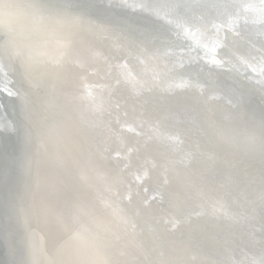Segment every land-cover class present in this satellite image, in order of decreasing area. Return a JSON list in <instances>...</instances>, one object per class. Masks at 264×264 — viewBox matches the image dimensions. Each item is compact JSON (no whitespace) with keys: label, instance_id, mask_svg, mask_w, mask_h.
Here are the masks:
<instances>
[{"label":"bare ground","instance_id":"6f19581e","mask_svg":"<svg viewBox=\"0 0 264 264\" xmlns=\"http://www.w3.org/2000/svg\"><path fill=\"white\" fill-rule=\"evenodd\" d=\"M0 35L40 113L35 180L55 173L44 264H264V0H0ZM102 113L169 128L142 157Z\"/></svg>","mask_w":264,"mask_h":264},{"label":"water","instance_id":"95a60500","mask_svg":"<svg viewBox=\"0 0 264 264\" xmlns=\"http://www.w3.org/2000/svg\"><path fill=\"white\" fill-rule=\"evenodd\" d=\"M180 8L166 4L164 13L186 35L214 42L233 54L235 60L240 61L236 57L239 53L234 47L225 45L217 37L209 34L200 33L202 37L193 30L187 23L189 11ZM179 60L206 72L181 56ZM0 77L4 81L0 83V264H44V254L37 243L34 212L37 206L39 215L41 214L43 236L47 241L52 233L50 231L51 200L55 173L50 165L45 164L42 175L40 174L37 181L35 180L40 113L24 91L16 69L1 43ZM87 92V98L93 103L97 89L90 87ZM77 101L81 103V98L78 97ZM126 114L130 120L128 123L105 113H102L99 119L104 125L103 128L109 133H113V129L117 130L118 127L125 132V135L132 131V139L135 147H138L140 156L151 157L156 151V141L163 136L169 126L150 113ZM34 181H36V206H34ZM150 200L162 210H166L170 203L160 186L150 187Z\"/></svg>","mask_w":264,"mask_h":264}]
</instances>
